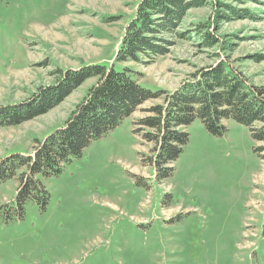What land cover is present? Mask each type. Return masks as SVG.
<instances>
[{
  "label": "rangeland",
  "instance_id": "obj_1",
  "mask_svg": "<svg viewBox=\"0 0 264 264\" xmlns=\"http://www.w3.org/2000/svg\"><path fill=\"white\" fill-rule=\"evenodd\" d=\"M141 1L0 0V108L54 94L61 72L113 64ZM191 2L178 31L186 38L167 37V54L149 65L123 66L144 88L173 92L222 60L264 89V0H222L238 11L223 22L217 0ZM209 24L216 47L201 46L195 33ZM98 81H85L44 115L0 128V160L31 153ZM159 102L125 118L60 175L39 176L49 194L44 208L28 201L22 218L12 211L6 221L18 183L0 186V264H264V153L256 152L264 143L233 120L223 136L197 120L173 172L158 178L145 160L154 144L133 123Z\"/></svg>",
  "mask_w": 264,
  "mask_h": 264
},
{
  "label": "trees",
  "instance_id": "obj_2",
  "mask_svg": "<svg viewBox=\"0 0 264 264\" xmlns=\"http://www.w3.org/2000/svg\"><path fill=\"white\" fill-rule=\"evenodd\" d=\"M217 2L216 20L223 22L238 17L236 8L222 0ZM193 3L191 0H142L126 26L113 64L84 66L68 74L61 72V85L54 94L45 93V97L25 104L0 108V128L21 125L44 115L85 81L99 78L64 126L38 140L31 153L0 160V186L13 179L18 183L14 205L5 213L6 221L12 211L17 218H22L28 201L44 208L49 194L39 176L60 175L93 142L147 102L160 101L145 110L147 116L133 123L139 127L134 133L154 144L152 156L145 160L155 166L158 178L173 172L172 163L189 142L188 127L197 120L214 136H223L227 132L224 122L233 120L246 126L255 142L264 143V89L251 85L233 64L220 60L209 70L194 74L192 82L173 92L144 88L138 74L123 66L128 62L149 65L156 57L167 54L173 43L167 37L186 38V32L178 31ZM246 17L253 19L250 14ZM211 28L214 26L209 24L195 29L201 46L220 44ZM116 64L122 68L116 69ZM256 152L262 156L264 148L258 147ZM262 233L264 236V221Z\"/></svg>",
  "mask_w": 264,
  "mask_h": 264
}]
</instances>
